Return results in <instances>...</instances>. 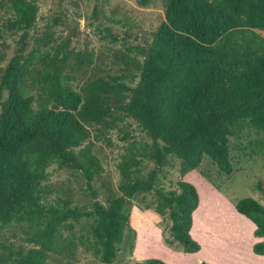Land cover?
Wrapping results in <instances>:
<instances>
[{
    "label": "trees",
    "instance_id": "1",
    "mask_svg": "<svg viewBox=\"0 0 264 264\" xmlns=\"http://www.w3.org/2000/svg\"><path fill=\"white\" fill-rule=\"evenodd\" d=\"M136 2L141 10L163 12L150 38L133 36L124 20L112 18L117 10L107 16L98 0L87 19L90 26L104 17L125 28L121 36L97 24L102 41L124 49L113 57L77 50L80 22L65 12L38 37L37 0H0L4 30L19 37L0 68V248L9 251L0 264H73L78 240L102 264H115L135 204L153 192L157 210L172 220L174 241L196 254L201 245L192 232L202 199L192 180L205 157L231 175L232 138L262 135L252 144L264 150V0H163L161 8L158 0ZM61 26L71 34H55ZM3 34L0 29V39ZM127 120L151 144L129 149L118 191L105 186L101 201L95 185L105 169L98 149ZM143 159L156 166L146 176ZM176 160L182 180L166 191L159 174ZM56 171L82 181L91 199L78 201L71 186L55 183ZM257 189L264 196L263 178ZM234 209L255 226L253 250L264 256V205L245 198ZM12 229L31 244L26 254L6 243ZM144 264L170 263L149 258Z\"/></svg>",
    "mask_w": 264,
    "mask_h": 264
},
{
    "label": "rangeland",
    "instance_id": "2",
    "mask_svg": "<svg viewBox=\"0 0 264 264\" xmlns=\"http://www.w3.org/2000/svg\"><path fill=\"white\" fill-rule=\"evenodd\" d=\"M73 1H77L80 7H76ZM97 0H37L39 7L38 28L35 36H41L46 30V24L57 17L59 12H65L70 19L80 22V33L74 36L76 49L109 53L114 57L115 53L124 50L120 43L115 45L110 41H102L98 23L111 27L114 33L123 35L125 28L107 21L104 17L90 26L87 20L93 12ZM104 3V14L112 18H121L132 28V34L142 33L141 38H150L163 21V12L157 10H141L136 0H98ZM163 0H158L161 8ZM0 13H4L0 9ZM81 14V17L76 14ZM3 20L0 18V29L4 31L0 39V68L7 65L13 56L18 36L4 30ZM55 34L65 33L70 35V29L64 26L54 28ZM133 43L134 42L132 40ZM139 44H144L140 42ZM110 142H101L98 149L103 161L104 173L101 180L95 185L99 193V200L105 198L107 187L118 191L122 181L120 165L124 161V155L129 154V149L136 146L141 150L142 146L151 144V141L139 129L132 120L119 124V129L112 131L108 136ZM262 135L248 132L242 137L231 139L232 162L234 171L231 175L221 172L218 166L208 157H205L202 165L197 170L192 182L199 186L201 191V207L195 216V229L192 234L201 245V251L196 254L183 252L181 245L174 241L171 234L172 220L168 213L161 214L157 209L159 200L155 192L143 197L135 204L131 214V225L128 227L125 242L115 264H144L149 258H162L172 264L176 257H180L179 264H264V256L257 255L253 250L255 242L252 224L235 213L231 205H236L245 198H253L264 205V196L257 189L258 179H264V150L258 151L257 145L252 144L262 140ZM136 149V148H135ZM255 150V152H254ZM141 160V155H138ZM142 175L146 176L156 169L155 163L143 159L141 164ZM181 163L176 160L174 165L167 167L159 174L161 187L166 191L178 189L181 175ZM53 181L64 182L73 188L78 201L91 199L86 194V185L77 182L68 173L54 172ZM70 181V183H69ZM105 183V184H104ZM80 237L79 227L77 228ZM68 235V234H66ZM6 243L14 245V252L22 246L26 254L31 244L25 241L23 231L12 229L6 232ZM0 242H5L0 239ZM77 258L73 264H102L92 253L85 252V248L78 240ZM7 249L0 248V255H7ZM50 264H69L67 260L59 262L50 260Z\"/></svg>",
    "mask_w": 264,
    "mask_h": 264
},
{
    "label": "crops",
    "instance_id": "3",
    "mask_svg": "<svg viewBox=\"0 0 264 264\" xmlns=\"http://www.w3.org/2000/svg\"><path fill=\"white\" fill-rule=\"evenodd\" d=\"M232 206V208H233V210H234V212L235 213H237L236 211H235V209H234V205H231ZM253 227H254V231H255V226L253 225ZM253 236H254V232H253ZM254 239H255V242H254V245L256 244V242H257V239L255 238V236H254ZM199 242V241H198ZM254 245H253V248H254ZM199 253V252H198ZM179 264V263H178Z\"/></svg>",
    "mask_w": 264,
    "mask_h": 264
}]
</instances>
